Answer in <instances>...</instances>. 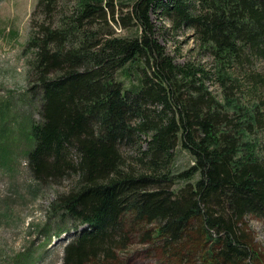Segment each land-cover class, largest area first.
Returning <instances> with one entry per match:
<instances>
[{
  "label": "trees",
  "instance_id": "obj_1",
  "mask_svg": "<svg viewBox=\"0 0 264 264\" xmlns=\"http://www.w3.org/2000/svg\"><path fill=\"white\" fill-rule=\"evenodd\" d=\"M30 27L26 76L42 103L26 159L36 180L69 182L51 206L87 225L63 264H128L135 243L168 264H251L264 0H36ZM180 35L198 59L177 60Z\"/></svg>",
  "mask_w": 264,
  "mask_h": 264
},
{
  "label": "rangeland",
  "instance_id": "obj_2",
  "mask_svg": "<svg viewBox=\"0 0 264 264\" xmlns=\"http://www.w3.org/2000/svg\"><path fill=\"white\" fill-rule=\"evenodd\" d=\"M35 3L36 0H0V264H63L65 244L87 226L71 222L51 206L69 182L36 180L26 159L33 143L28 138L29 123L41 120L42 103L41 90L35 94L26 76ZM178 39V61L199 58L192 38L180 35ZM166 46L170 53L177 51L172 39ZM117 77L124 83L132 81L122 73ZM210 88L220 95L215 86ZM190 160L186 151L177 148V169L191 164ZM248 223L257 251L251 264H264V218L251 217ZM151 250V245L135 243L119 257L126 255L128 264H168L163 257L153 256Z\"/></svg>",
  "mask_w": 264,
  "mask_h": 264
}]
</instances>
